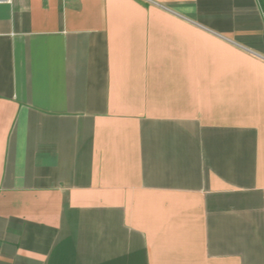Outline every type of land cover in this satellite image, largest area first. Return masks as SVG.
Segmentation results:
<instances>
[{
	"label": "crops",
	"instance_id": "obj_1",
	"mask_svg": "<svg viewBox=\"0 0 264 264\" xmlns=\"http://www.w3.org/2000/svg\"><path fill=\"white\" fill-rule=\"evenodd\" d=\"M0 264H264L258 0L0 3Z\"/></svg>",
	"mask_w": 264,
	"mask_h": 264
},
{
	"label": "trees",
	"instance_id": "obj_2",
	"mask_svg": "<svg viewBox=\"0 0 264 264\" xmlns=\"http://www.w3.org/2000/svg\"><path fill=\"white\" fill-rule=\"evenodd\" d=\"M261 6L264 8V0H258Z\"/></svg>",
	"mask_w": 264,
	"mask_h": 264
},
{
	"label": "built area",
	"instance_id": "obj_3",
	"mask_svg": "<svg viewBox=\"0 0 264 264\" xmlns=\"http://www.w3.org/2000/svg\"><path fill=\"white\" fill-rule=\"evenodd\" d=\"M11 0H0V3L1 2H10Z\"/></svg>",
	"mask_w": 264,
	"mask_h": 264
}]
</instances>
